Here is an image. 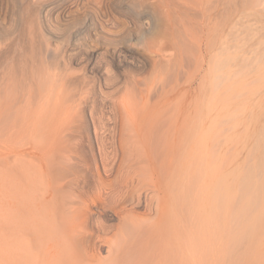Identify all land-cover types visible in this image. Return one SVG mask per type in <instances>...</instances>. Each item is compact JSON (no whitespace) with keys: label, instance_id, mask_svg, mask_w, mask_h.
<instances>
[{"label":"rangeland","instance_id":"374dc122","mask_svg":"<svg viewBox=\"0 0 264 264\" xmlns=\"http://www.w3.org/2000/svg\"><path fill=\"white\" fill-rule=\"evenodd\" d=\"M244 2L102 0L101 6L91 0L88 8L72 0L68 7L65 0H0V146L5 148H0V264H13L14 258L11 182L16 167L8 141L16 128L29 124L37 126L42 139L45 128L59 119L68 126L61 153L71 161L60 166L73 179L67 190L82 184L91 191V173H103L104 162L118 165L122 157L140 153L133 129L152 130L162 180L154 201L159 198L161 209H172L171 173L186 177L187 264H264V187L260 204L250 207L255 190L246 189L238 169L235 100L230 94L227 105L222 101L219 44L212 41L206 54L189 39L204 29L216 35ZM86 15L96 17L98 25H88ZM83 173H89V183L74 179ZM150 217L159 221L155 213ZM100 218L104 263L181 264L169 234L161 238L151 224L132 233L109 212Z\"/></svg>","mask_w":264,"mask_h":264},{"label":"bare ground","instance_id":"6f19581e","mask_svg":"<svg viewBox=\"0 0 264 264\" xmlns=\"http://www.w3.org/2000/svg\"><path fill=\"white\" fill-rule=\"evenodd\" d=\"M70 1L65 0L67 7ZM244 1L236 13L221 22L216 35L211 37L209 30L204 29L200 35L193 34L189 39L206 54L210 52L212 41L216 40L219 44L218 79L222 101L227 105L230 94L235 100V153L240 156L238 169L243 184L246 189L255 190L248 198L249 206L255 208L260 204V191L264 187V0ZM72 2L78 7L88 5L89 8L91 0ZM101 2L99 0L98 4L101 5ZM67 7L61 12L62 15L66 14ZM95 18L89 15L83 17L88 25L96 27L98 21ZM130 36L133 37L132 33ZM180 43L177 35L175 47L179 48ZM228 114L225 106L223 135L226 151L229 150ZM67 130L65 121L59 119L45 128L42 139L37 136V126L30 124L16 128L13 138L10 136L12 141L10 139L8 142L12 147L9 154L16 167L11 182L13 264H108L107 260L106 263L102 261L100 253L101 243L105 241L101 234L105 228L100 217L108 212L120 216L132 233H141L151 224V228L158 230L155 232L161 238H165L164 234H169L166 239L172 238L176 244L174 247L177 251L174 250L179 254L180 263L187 264L186 177L180 179L176 175L178 173H171L167 187L173 197L172 209L168 212L163 207L161 209L159 198L154 201L162 180L152 130L143 132L141 128L135 127L133 134L140 153L129 158L122 157L118 165L115 161L104 162L103 173L100 170L91 173V191L82 184L75 189H66L73 182L68 171L60 168L63 163L71 161L69 156L61 153L62 140ZM172 153L173 150L168 148L166 161L170 167L173 166ZM87 174L89 173L80 174L74 179L87 182ZM142 206L145 208L144 212L139 211ZM178 207L179 210L176 211ZM153 213L159 215L158 222H151L150 215ZM20 226L23 227L22 236L26 238L23 263L19 241L22 232ZM163 255H166L165 258L169 256L167 253Z\"/></svg>","mask_w":264,"mask_h":264}]
</instances>
